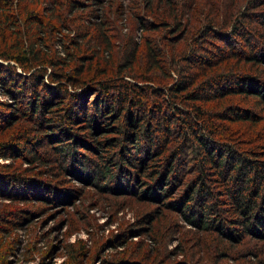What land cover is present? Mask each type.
Masks as SVG:
<instances>
[{
	"label": "trees",
	"instance_id": "obj_1",
	"mask_svg": "<svg viewBox=\"0 0 264 264\" xmlns=\"http://www.w3.org/2000/svg\"><path fill=\"white\" fill-rule=\"evenodd\" d=\"M143 2L115 43L104 0H0V93L10 99L0 158L51 167L53 156L61 176L80 146L117 166L113 180L132 165L137 196H158L161 208H138L126 236L149 243L132 242L113 264H264V0ZM116 13L125 15L120 2ZM187 163L195 174L184 182ZM55 182L32 186L49 201L64 192Z\"/></svg>",
	"mask_w": 264,
	"mask_h": 264
},
{
	"label": "rangeland",
	"instance_id": "obj_2",
	"mask_svg": "<svg viewBox=\"0 0 264 264\" xmlns=\"http://www.w3.org/2000/svg\"><path fill=\"white\" fill-rule=\"evenodd\" d=\"M117 2L123 4L125 15L116 13ZM104 3L103 8L106 10L113 4L114 13L108 14L109 20L115 27V43L133 29L134 19L130 9L134 3L136 6L134 9L140 15L145 14L143 0H104ZM117 46L114 45V52L117 51ZM170 57V51L165 46L164 58L169 60ZM2 63L5 61L2 60ZM0 68H2L0 71H3L5 67L2 64ZM238 72L240 75H247L245 72L252 71L244 68ZM2 102L8 104L10 99L0 93V122L3 108H5ZM235 104L248 105L242 100H237ZM180 107L183 111L186 109L183 105ZM55 113V115L59 113L64 115L65 112L57 110ZM255 113L262 116L256 111ZM14 114L16 121L20 120L16 123L19 125L22 122V115L19 112ZM156 128L154 123L153 129ZM82 131L83 129H78V133ZM162 131H159L160 135ZM77 147L86 157V161H82L81 154L71 160L70 166L65 160L62 164H65L68 169L64 170L61 176L53 168H55L54 163L63 161L59 159L57 162L53 156L47 161L52 164L51 167L34 164L29 162V159L19 163L0 158V264H113L121 257L123 259L130 257L131 252L135 250L132 242L149 243L146 237L135 235L137 233L131 230L128 234L134 233V237L129 239L126 231L133 227L139 207L146 209L149 206L154 210L161 208L158 196H150L153 198L149 197L151 200L146 199L145 196H137L134 175L131 172L134 170L132 165H125L127 172L122 170L121 177L113 180V174L118 173L116 165L109 162L106 156L95 158L86 149ZM184 150L186 158L193 156L191 147L186 146ZM62 157L65 158V154H62ZM112 161L115 159L113 158ZM104 164L111 170L105 176L102 175L106 169ZM190 167V163L178 167V174L182 173L179 180L183 178L185 182L187 177L195 174L194 171L188 172L192 169ZM98 168L102 171L100 178L96 176ZM17 175L24 179L10 180V177L15 178ZM141 178L137 175L138 180ZM143 178L147 180L145 176ZM57 179L62 180V183L58 184L64 192H61V195L53 192L51 198L49 197L52 200L49 201L39 197L43 194L47 197L46 190L41 194L32 186L33 182L56 183ZM181 184L182 182L179 181L173 188L180 189ZM104 185L107 188H103ZM222 196L225 201L229 198L226 193ZM175 197L176 195H172L167 202H171ZM163 214L167 216V219H173L178 212L165 209ZM179 222L182 224L181 230L196 228L183 221ZM180 236L178 233L177 236L170 237L167 248H173ZM117 241H119L118 244L126 243L122 246L114 245ZM223 264H231V262L227 261Z\"/></svg>",
	"mask_w": 264,
	"mask_h": 264
}]
</instances>
